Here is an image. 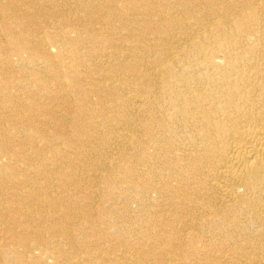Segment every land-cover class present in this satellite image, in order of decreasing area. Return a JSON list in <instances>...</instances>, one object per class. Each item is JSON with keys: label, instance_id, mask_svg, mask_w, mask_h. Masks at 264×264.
<instances>
[{"label": "bare ground", "instance_id": "bare-ground-1", "mask_svg": "<svg viewBox=\"0 0 264 264\" xmlns=\"http://www.w3.org/2000/svg\"><path fill=\"white\" fill-rule=\"evenodd\" d=\"M67 1L0 4L1 184L35 165L0 198V264H130L110 243L138 264H264V0ZM150 193L161 209L120 229Z\"/></svg>", "mask_w": 264, "mask_h": 264}, {"label": "rangeland", "instance_id": "rangeland-1", "mask_svg": "<svg viewBox=\"0 0 264 264\" xmlns=\"http://www.w3.org/2000/svg\"><path fill=\"white\" fill-rule=\"evenodd\" d=\"M52 2V5H54L55 7H57V5H59L60 6V3H61V1L62 0H51ZM71 1V2H70ZM13 2V3H12ZM26 2H29V3H32V6H28V5H26L25 3ZM37 2V3H36ZM39 2V3H38ZM44 2V0H0V4H2V5H4V4H7V5H13V6H15L18 10H19V12H29L30 10H32V9H35V10H40L41 9V7H42V3ZM66 3H69V4H67V5H69V6H74V1H72V0H69V1H67ZM24 4V5H23ZM34 4H37V5H34ZM38 6V7H37ZM63 8H65V7H60L59 9H62L63 10ZM95 15V16H94ZM99 14L98 13H96V14H93V17H97ZM79 18H82L83 17V13L81 12L80 14H79V16H78ZM109 18H105V19H103L102 21H99V22H97L96 23V25H94V27L96 26V28H98L99 30H102V32L103 31H107V29H109V28H111V26L110 25H107V23H108V20ZM101 22V23H100ZM101 24H102V26H101ZM0 26H1V23H0ZM19 30H21L22 29V27H19L18 28ZM126 31L127 30H121V31H119L120 33H123V34H125L126 33ZM3 33V32H2ZM137 33V32H136ZM74 36V34L73 33H71L70 34V37H73ZM0 38H2V37H0ZM2 41V40H1ZM83 43H86L85 41L83 42ZM4 45H5V43L2 41V42H0V48H3L4 47ZM100 62H96V65L97 64H99ZM14 68V70L12 71V72H7V71H3L2 72V75H1V77H3V78H6V77H8V76H14V77H16V78H18L19 76H20V74H19V72H18V70H16V68L15 67H13ZM28 68H30V70L32 69V68H34V70L36 69V67H32V66H28ZM83 81H85V80H83ZM85 83V82H84ZM91 99H92V101H94V97H91ZM74 107V104H72L71 103V100H70V98H67L66 97V100H64V103L61 105V109H59V110H57V109H54V111L56 112V114H57V116H59V117H67V115H68V113H71V111L74 109L73 108ZM59 113V114H58ZM49 117H52V116H49ZM67 121V120H66ZM0 123L3 125V127H6V129H7V131L8 132H10V131H12V127L11 126H9L10 124H9V121H6V120H1L0 121ZM1 133L3 134V132H2V130L0 129V137H1ZM8 137V140H11L12 142H11V144H13V145H15V144H18V143H20V139L18 138V137H16V136H12V135H10V136H7ZM17 139V140H16ZM68 141H66L67 143H70L72 140L71 139H67ZM59 144V143H58ZM149 152H152V150L151 149H149ZM34 164V162H32L31 164H29V165H27V166H23L22 164H18V166H13V167H16V176L13 178L14 179V182H16V184H17V182H20L21 180H22V177L20 176V172H24V171H22V170H24V168L26 169L25 171H35V169H34V167H35V165H33ZM85 167V168H84ZM80 168H81V170H80ZM67 169H69L68 170V175H71L72 174V172L73 171H70V167H67ZM93 169V163L91 164V163H87V162H85V163H83V164H81L80 165V167L78 168V170H80V172H81V178L79 179V181H76V182H73V190L74 189H76L75 187H78L83 181H84V179L85 178H87V177H89V178H93V175L94 174H92L93 173V171L91 172V170ZM144 174H145V171L143 172ZM143 174V175H144ZM85 175H86V177H85ZM142 177V176H141ZM140 177V178H141ZM16 184H14L13 186H11V185H7V188L5 187V185L4 184H1V182H0V198L2 199V196H3V199H5L6 197V195H7V193H9L10 191H13V189H14V186L15 187H17L16 186ZM102 186V185H101ZM100 186V187H101ZM150 196H149V200H148V207H145L144 208V206H142L139 202H137L136 200H128V202H126V206H125V208H126V210L128 211V213H129V215L127 216V217H125V219L123 218V220L124 221H121V220H119V219H117L116 220V224H117V226L121 229H125L126 228V225H127V223H130V222H133L134 220L133 219H137V220H139V219H144L146 216H147V211H148V209L149 210H151V211H156V210H160L161 209V206H160V202H159V200L157 199V195L155 194V193H150L149 194ZM5 197V198H4ZM151 197V198H150ZM7 199V198H6ZM118 200H120V199H118ZM124 202V201H123ZM134 204H133V203ZM133 204V205H132ZM137 204V205H136ZM80 205V204H79ZM119 206H120V202H119V204H118ZM129 205H131V206H129ZM138 205L140 206V207H138ZM136 206V207H135ZM142 207V208H141ZM131 209V210H130ZM145 209V210H144ZM143 211H145V212H143ZM142 212V213H141ZM45 216H48V217H50V214H44ZM116 217H117V214H116ZM144 217V218H143ZM108 218V217H107ZM109 219V218H108ZM184 220H186V219H184ZM186 223V222H185ZM248 223V224H247ZM246 224H247V226L250 228V231H251V229H252V233L253 232H255L254 231V229L256 230V224H254V223H252L251 221H249V222H247ZM252 224V225H251ZM186 225H188V223H186ZM11 227H13V226H4V224L2 225L1 223H0V236L1 237H9V238H11V237H13V234L12 233H8V232H6V228L8 229V228H11ZM200 229H201V227H200ZM18 229H16V231H17ZM102 230H104V229H102ZM87 231V230H86ZM190 232H192V230L190 231ZM5 233V234H4ZM252 233H250V234H252ZM3 234V235H2ZM120 234L122 235V234H128L127 233V231L125 230L124 232H120ZM255 233H253L252 235H254ZM107 235V234H106ZM131 236L130 237H128L127 238V240H129L130 242H131V244H133V241H135L137 238H138V235H136V234H130ZM251 235V236H252ZM15 236H17V237H19V235H15ZM108 236V235H107ZM140 236V235H139ZM247 237V236H243V235H238L237 234V236H236V238L237 237ZM73 237V236H72ZM109 237V236H108ZM203 237H204V239L206 240L207 239V235H203ZM15 238V237H14ZM15 240H17V239H15ZM133 240V241H132ZM150 241H152V240H150ZM110 245L112 246V248H108L107 247V245H104V246H102V250H100V256L101 257H106V255H107V253L105 252V251H108L107 249H109L111 252H109V257H110V255L111 254H114V255H111L112 257H126V258H128V260H130L131 261V263L130 264H138L137 263V261H135V255L133 254V253H125V252H122L121 253V251H122V248H119L117 245H112L111 243H110ZM107 247V248H106ZM145 248H148V245H145L144 246ZM10 250H12L11 248H10ZM13 251V253H21L22 252V249H21V247L20 246H18V245H16L15 246V248L12 250ZM248 251V250H247ZM227 253L229 254H226V255H219V254H217V251H214L212 254H210L209 255V259H216L217 261H219L220 262V264L222 263V264H231V262H233L234 260H240L241 261V259H243V257H241V256H238L237 258H236V256L233 254V253H231V251L229 252V250H227ZM231 253V254H230ZM150 254V253H149ZM148 254V255H149ZM214 254V255H213ZM3 255L4 256H7V254H6V250H3ZM32 255L34 256V257H37V260H38V264H52V261L50 260V259H45V258H41V257H39V254H38V251H33L32 252ZM216 255V256H215ZM150 257H153V256H155L154 255V253L152 254L151 253V255H149ZM213 256V257H212ZM132 257V258H131ZM158 257V256H157ZM211 257V258H210ZM235 258V259H234ZM225 260V261H224ZM230 260V261H229ZM134 261V262H133ZM129 264V263H128ZM245 264H247V263H245Z\"/></svg>", "mask_w": 264, "mask_h": 264}]
</instances>
